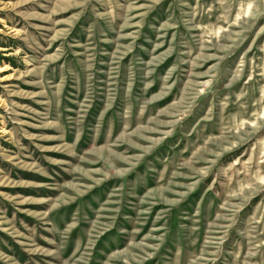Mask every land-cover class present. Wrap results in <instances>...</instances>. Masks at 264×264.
I'll list each match as a JSON object with an SVG mask.
<instances>
[{
  "label": "rangeland",
  "instance_id": "374dc122",
  "mask_svg": "<svg viewBox=\"0 0 264 264\" xmlns=\"http://www.w3.org/2000/svg\"><path fill=\"white\" fill-rule=\"evenodd\" d=\"M0 264H264V0H0Z\"/></svg>",
  "mask_w": 264,
  "mask_h": 264
},
{
  "label": "trees",
  "instance_id": "16d2710c",
  "mask_svg": "<svg viewBox=\"0 0 264 264\" xmlns=\"http://www.w3.org/2000/svg\"><path fill=\"white\" fill-rule=\"evenodd\" d=\"M0 59H1V60H4L5 58L1 57V55H0Z\"/></svg>",
  "mask_w": 264,
  "mask_h": 264
}]
</instances>
